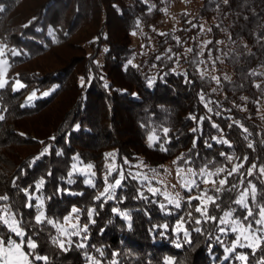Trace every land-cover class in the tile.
Here are the masks:
<instances>
[{"label":"trees","instance_id":"trees-1","mask_svg":"<svg viewBox=\"0 0 264 264\" xmlns=\"http://www.w3.org/2000/svg\"><path fill=\"white\" fill-rule=\"evenodd\" d=\"M170 3L0 0V42L7 46L11 77L0 90V115L4 117L0 120V195L7 194V204L23 214L26 230L35 233L36 251L47 255L49 264H92L90 258L101 264H164L167 257L174 258L175 264H242L233 258L235 254L225 252L235 234L219 232L218 221H205L195 211L199 201L186 203L188 196L197 195L196 190L186 191L177 209L148 188L155 183L149 177L151 171L163 172L169 162L188 172L205 166L215 171L230 169L246 157L240 175L228 177L225 185V189L233 184L237 188L219 193L220 208L209 204L208 214L219 218L232 208L234 216L242 218L244 210L233 200L248 181L257 188L255 202L249 196L250 206L264 205V176L258 172L264 167V113L260 108L264 101V0H202L195 16L182 12L176 29L158 31ZM142 27L146 33L139 49L132 35ZM70 47L74 54L60 62L58 58L64 55L56 50ZM13 50L20 54L12 55ZM51 54L59 67L44 63L30 70L32 62ZM17 81L24 87L16 90ZM33 93L43 96L26 104ZM51 109L56 113L44 136L31 135L23 128L26 121L31 127L32 121L33 126L43 125L38 122L45 117L39 116ZM165 128L169 129L167 136ZM149 136L159 141L149 146ZM220 138L228 143H218ZM18 146L33 150L22 156ZM46 147L48 152L35 160ZM108 153L114 157L106 158ZM221 153L232 158L231 162ZM73 157H79V165L94 166L95 189L78 172L71 177L75 183H67L71 165L76 163ZM252 164L257 170L248 176ZM108 165H123L125 175L131 172L136 178L128 176L126 186L116 190V199L100 206L93 197L103 191ZM40 179L45 183L36 192ZM58 188L68 191L58 193ZM22 189L33 195L42 193L46 216L60 224L74 206L82 210L81 225L88 223L83 210L95 208L88 239L73 236L68 251L58 248L52 243L59 236L57 229L47 223L35 224L36 211L24 207ZM138 191L148 199H136ZM160 204L166 205L165 211ZM112 208L127 212L130 220ZM181 215L190 243L184 241L183 233L178 238L172 231ZM195 219L201 223H194ZM165 223L168 230L155 227ZM78 243L87 247L77 248ZM236 253L248 255L247 264H257L264 255L261 249L253 255L251 249L239 247Z\"/></svg>","mask_w":264,"mask_h":264},{"label":"snow or ice","instance_id":"snow-or-ice-1","mask_svg":"<svg viewBox=\"0 0 264 264\" xmlns=\"http://www.w3.org/2000/svg\"><path fill=\"white\" fill-rule=\"evenodd\" d=\"M227 3V0H225ZM3 9L0 8V11ZM211 43V41H209ZM7 47L4 45L0 47V56H4V48ZM107 51V49L105 50ZM188 51H192L189 49ZM20 53L13 50L12 55H19ZM160 59V57H157ZM3 64H7V61H3ZM216 79V78H214ZM19 87H24L23 84H19L16 82ZM84 78L81 77V86H83ZM7 81L0 78V89H3ZM259 87V85H257ZM45 96L48 95L47 92L44 93ZM35 97V93L32 94L28 99L32 100ZM203 100V96H201ZM211 111V109H209ZM4 117L0 115V120H3ZM195 119V117H192ZM203 119V118H202ZM213 127L217 128L219 131H223L219 129V125H212ZM79 127L78 125L76 126ZM231 127V125H229ZM247 132V129H243ZM169 129H163L165 136H167ZM192 131H197V129H192ZM150 142H157L159 141V137L149 136L148 137ZM213 139H217L213 137ZM218 143L227 144L228 141L226 139L220 138ZM151 146V144L149 145ZM195 147V143L193 145ZM207 147H212L211 144H207ZM249 148L252 147L251 144L248 145ZM161 151H167V149L161 147ZM48 152V148L46 147L43 152L40 153V156L36 157L35 160L40 159V157L44 156ZM59 154V153H58ZM221 156H224L226 160L231 162L230 157H228L225 153H221ZM114 157L113 153L106 154V158ZM76 163L71 165V171L68 172V180L67 183L73 184L75 181L71 178L74 173H79L80 175L85 177L84 183L92 188H96L95 184V177L96 173L92 171L93 165L88 164L82 168L77 167V163H81L79 161V157H73ZM247 158H243L240 163L233 165L230 169L225 168H217L215 171L209 170L207 166L202 167L199 171L196 170H189L190 176L192 177L189 180H185L183 183V187L186 189L187 192L191 193L193 190H196L197 195L195 196H188L186 203L191 205L193 200L199 201L198 206L195 207V211L201 214V217L207 221H218V231L227 235L229 232L235 234V238L233 243L230 247L225 248L226 253H233L235 254L233 258L235 260L241 261L242 264H247L248 262V255L243 253H236V249L239 248H248L251 249L252 254L255 255L257 249H261L264 252V248H261V245H264V205L262 204H255V208L250 206L249 204V196L251 200L255 202L256 195H257V188L256 185L253 184L251 181H248L247 185L244 187L243 191H240L238 197L233 200V203L238 205L241 209H243V216H234L235 209L229 208L227 211L223 212V216L217 218L216 216H210L208 214V206L209 204L214 205L215 208H220V204L217 201L220 199L218 195L222 191H232L237 188V185L233 184L231 188L225 189V185L228 183V177L232 175H240V169L244 167V162ZM35 161H33L34 163ZM189 163L190 161H185ZM128 161L125 159L124 164H127ZM175 163V162H174ZM107 171L103 176V183L104 188L103 191H98L93 199L94 201L100 202V206L110 200L116 199V190L123 189L125 185V181L127 180L128 176H132V173L129 172L128 175H125L123 165L119 168H115L112 165L107 166ZM257 170V166L252 164L248 171V176H253L254 171ZM155 171V170H153ZM178 175L183 171L182 169H178ZM258 172L261 176H264V167L258 169ZM115 173V175H113ZM226 173V175H222ZM51 175V173H48ZM109 177H113L111 182H109ZM197 177L199 179H197ZM135 179V176H132ZM147 180V177H144ZM45 181L40 179L38 183L35 185L34 191L39 192L43 187ZM202 184H211L212 188H202ZM219 185V186H217ZM25 194L26 202L24 204L25 208L35 209L36 215L34 216L35 224H51L53 227L57 229L59 236H63L64 239H60L59 236L52 239V243L56 244L58 248L62 251H68L69 248L73 245L74 241H72L71 237L77 236L81 237L82 240H87L88 236V224L95 223L93 219V215L95 213V208H90L83 210V214H85L88 218V223L83 225L79 224V218L82 214V210L76 208L75 206L71 208L69 214L63 218L65 223H70L73 219L76 221L75 223H70L71 231L65 228L57 221H53L52 219L48 218L44 211V198L43 194L41 195H33L29 193L28 189H22ZM68 191L67 189L58 188L57 192H64ZM148 191L153 195L157 196L160 194V190L155 187H149ZM214 193L213 195H209V193ZM74 194V193H69ZM82 195V194H81ZM136 199H144L147 200L148 197L144 195L142 191L137 192ZM166 198L168 199L169 203L173 204L175 208L180 209L182 207L181 201L179 199H174L169 197L166 194ZM10 197L7 194L0 195V264H37V262H42V264H49V257L47 255L39 254L36 249L38 247L37 242L32 238L35 233L30 235L26 230V224L23 219V214L19 211H13L11 207L7 204ZM50 199V197H49ZM35 200L36 203H32ZM160 209L162 211L166 210L165 204H160ZM112 212L117 213L120 216H123L124 219L130 220V215L127 212H122L118 208H112ZM168 214H171L170 212ZM192 213L188 212V216L191 217ZM185 220L183 216H179L172 228V231L176 233L177 237L179 238L180 234L183 233V239L185 242L190 243V233L188 229L184 226ZM194 223L200 224L201 219H195ZM255 225V227H254ZM35 227V225H31ZM155 227L162 228L164 230L169 229V224L165 223L162 225H158ZM195 231L200 232L201 229L196 228ZM83 234V235H82ZM163 234V233H161ZM217 241L221 242L219 237H217ZM77 248H85L87 247L84 243L75 244ZM177 248L182 247L180 243H176L175 245ZM99 251V250H98ZM100 255L103 256V252H100ZM226 260L228 256L224 257ZM92 260V264H101V261L90 258ZM115 264V261L112 262ZM164 264H175L174 258L167 257L165 258ZM257 264H264V255L257 261Z\"/></svg>","mask_w":264,"mask_h":264},{"label":"rangeland","instance_id":"rangeland-1","mask_svg":"<svg viewBox=\"0 0 264 264\" xmlns=\"http://www.w3.org/2000/svg\"><path fill=\"white\" fill-rule=\"evenodd\" d=\"M201 1L202 0H171V3L169 4V6L166 7L163 11L164 16L160 21V26L158 28V31L162 32L164 29L166 30L169 28L170 29H176L178 24H179V15L182 12H189L190 14L195 16L198 5L200 4ZM86 32H87V28H86ZM144 33H146V31L142 27V28L137 29L132 35L134 46L139 48V49H141V47L144 44V42H143ZM80 35L81 34L77 35V37H76L77 40L80 39ZM82 38H83V36H82ZM0 47H3L1 42H0ZM56 51L59 52V54L64 55V56H60L58 58V59H60L59 60L60 62H61L62 57H65V56L70 55V54H74V51L71 47L67 48V49L66 48L65 49H58ZM4 52H5V55L0 56V78L6 80L8 83V81L11 79V77L9 75L10 64H9V59L6 55V49L5 48H4ZM58 59L55 56H53L52 54L47 55V56H45V57H43L37 61L32 62L30 64V70L37 69L44 63H48L49 67H54V68L59 67L60 63H59ZM5 60L7 61V64L2 63ZM19 84H21V83L19 82ZM14 88L16 90H19L22 87H19L17 85V83H15ZM30 96H32V94ZM42 96H40L38 93H35V97L32 100L28 99L26 104L32 105L35 103V101L37 99H39ZM260 108H261V113H264V101L261 102ZM51 112H53V113H51ZM55 113H56V110L51 109V111H49V112L46 111L41 116H39L40 119L45 117V119L40 120V122H38V123L43 124L41 126H38V125L33 126V121L31 123L32 127L30 126V123H28L29 121H26L24 126L23 125L22 126H23V128H27L32 133L31 135L38 133V134L44 136L49 131L48 127H49V125L52 121V117L54 116ZM46 117H47V119H46ZM34 123H36V122H34ZM147 144L148 145L151 144V146H152L154 143L150 142L148 140ZM16 150H18V152L22 156H25L27 153L31 152L33 149L29 146H27V147L18 146V148H16ZM16 150H14V152ZM77 167L82 168V167H84V165L77 164ZM177 170H178V168L175 167L172 162H169L164 166L163 172L151 171L152 173L149 176L151 179H153L155 181L153 186H150V187L158 188L160 190V195L163 196L167 200V202H169V201L166 198V194L171 198L179 199L181 202H183L184 197H185L184 195L186 193V189L182 185H183L185 180H189L192 178L188 171L183 170L178 175ZM137 171H139V170H137ZM141 174L147 175V172L141 171ZM197 179H199V178L197 177ZM202 186L204 188L212 187L211 184H202ZM75 222L76 221L73 219L70 223H75ZM70 223L64 222L61 225H63L65 228H67L69 231H71ZM79 224L81 225V215L79 218ZM59 238L64 239L63 236H59ZM71 239H72V237H71Z\"/></svg>","mask_w":264,"mask_h":264}]
</instances>
